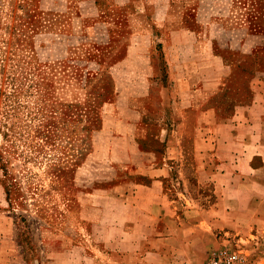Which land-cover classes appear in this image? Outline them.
I'll return each instance as SVG.
<instances>
[{
    "label": "crops",
    "instance_id": "1",
    "mask_svg": "<svg viewBox=\"0 0 264 264\" xmlns=\"http://www.w3.org/2000/svg\"><path fill=\"white\" fill-rule=\"evenodd\" d=\"M85 1L78 33L67 37L83 44L79 57H95L96 72L105 69L111 79L98 108L95 151L108 159L112 182L80 201L81 218L103 227L83 233L91 246L60 231L66 245L49 252L47 264H132L134 254L143 264H203L233 231L264 264V101L246 119L223 116L214 101L230 73L217 50L223 26L214 18L221 13L215 1ZM157 107L162 126L167 110L184 117L172 118L176 128L162 139L163 152L148 149ZM190 154L197 175L212 179L213 199L181 165ZM136 174L143 180H133ZM77 249L73 257L69 250ZM29 257L17 222L0 211V264H30Z\"/></svg>",
    "mask_w": 264,
    "mask_h": 264
},
{
    "label": "rangeland",
    "instance_id": "2",
    "mask_svg": "<svg viewBox=\"0 0 264 264\" xmlns=\"http://www.w3.org/2000/svg\"><path fill=\"white\" fill-rule=\"evenodd\" d=\"M80 1L0 0V211L17 222L30 264H47L48 253L66 245L60 231L91 246L93 240L83 233L103 227L81 218L80 201L112 182L108 159L95 151L98 108L110 96L105 89L111 79L105 69L96 72L95 57H79L83 44L67 37L78 33ZM213 1L221 11L214 18L223 26L217 50L230 66L225 89L214 101L223 116L246 119L245 114L264 101V0ZM159 107L148 149L163 152L162 139L176 128L172 118L181 122L184 117L167 110L164 127L159 124ZM192 131L185 129L186 135ZM140 145L143 148V142ZM180 163L191 168L188 177L205 186L206 197L213 199L212 179L197 175L193 155ZM130 176L143 180L141 174ZM179 176L182 181L187 177ZM233 232L209 250L203 264L212 250L223 246L257 264L250 243L240 242ZM69 251L80 256L79 249ZM132 264H143V255H132Z\"/></svg>",
    "mask_w": 264,
    "mask_h": 264
},
{
    "label": "built area",
    "instance_id": "3",
    "mask_svg": "<svg viewBox=\"0 0 264 264\" xmlns=\"http://www.w3.org/2000/svg\"><path fill=\"white\" fill-rule=\"evenodd\" d=\"M206 264H253L252 260L239 250L223 246L212 250Z\"/></svg>",
    "mask_w": 264,
    "mask_h": 264
}]
</instances>
